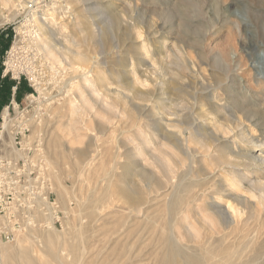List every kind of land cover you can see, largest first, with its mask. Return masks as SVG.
Wrapping results in <instances>:
<instances>
[{
	"label": "rangeland",
	"instance_id": "obj_1",
	"mask_svg": "<svg viewBox=\"0 0 264 264\" xmlns=\"http://www.w3.org/2000/svg\"><path fill=\"white\" fill-rule=\"evenodd\" d=\"M16 1L10 0L4 11L0 10V127L2 130L3 110L7 108L12 133L19 122L23 124L36 116L43 92H56L51 82L53 71L49 72L46 61L26 46L28 35L22 37L19 32L25 11ZM44 1L39 3L46 6L41 14L51 13V4L59 9L53 14L58 45L72 50H67L58 62L65 76H73L76 70L93 63L99 64L103 75L94 81L98 103H92V114L74 113V128L68 130L65 109L59 122L43 128V136L56 130L73 148L68 152L61 145L56 160L61 181L72 195L60 202L51 177L37 172L42 158L33 163L32 169L25 168L28 183L37 192L34 198L46 196L55 205L59 219L52 226L61 232L59 236L51 232L53 242L40 248L36 261L170 264L168 250L161 241L164 231L168 236L175 235L178 245L187 246L191 253L205 254L207 264H221L219 259L232 256L237 241L231 243L232 237L217 236L219 220H202L200 216H206L208 210L195 204L192 213L182 205L183 213L173 222L174 210L167 211L164 201L173 197L179 187L183 195L194 192L196 196L197 189H211L209 185L218 184L249 196L253 188L240 181V174L248 175L256 184L264 183V166L251 173L247 165L228 163L235 158L234 151H246V143L238 137L248 134L254 138L247 144L253 147L251 153L264 155V148L259 146V140H264V0ZM61 12L67 16L62 17ZM77 13L83 16L81 26L72 17ZM67 20L71 22L62 27ZM89 31L95 33L93 44L84 40ZM104 45L109 46L107 51ZM76 51L90 61H68ZM93 55H97V62ZM4 137L10 141L8 132ZM36 144L30 147V156ZM229 144L233 146L229 148ZM208 147L212 155L206 153ZM81 155L85 163L78 173ZM17 160L25 163L21 158ZM208 172L209 177L205 176ZM109 180L129 186L143 201L140 208L144 215L140 212V218L127 219L124 232L118 226L111 233L115 224L123 223L129 207L107 190ZM233 181L242 184L229 186ZM75 196L83 206L80 233L65 224L72 214L63 208L75 207ZM214 196L227 209V197ZM108 197L118 198L113 209L106 205ZM263 200L253 199L255 216H262L254 221H263ZM34 205L37 208L38 202ZM95 206L106 212H100L96 221ZM75 222L79 226L78 218ZM23 232L18 235L21 237ZM190 234L192 239L188 238ZM14 235L10 242L2 238L3 249L16 243ZM262 239L258 242L259 252H264ZM206 250L213 251V257L206 255ZM56 252L61 259L55 258ZM9 256L11 264H18L16 257ZM190 261L197 264L192 258Z\"/></svg>",
	"mask_w": 264,
	"mask_h": 264
},
{
	"label": "bare ground",
	"instance_id": "obj_2",
	"mask_svg": "<svg viewBox=\"0 0 264 264\" xmlns=\"http://www.w3.org/2000/svg\"><path fill=\"white\" fill-rule=\"evenodd\" d=\"M42 1L44 0H35V1L34 0H22L20 2L19 0L16 1L17 5L20 6L23 9V11H25L24 21L19 26V32L22 34V37H25L26 35H28V37H26L27 39L26 46H28L33 51H35L34 55L39 54L41 59L43 61H46V69H48L49 72L53 71L52 78L53 77L54 78L51 82H53L54 87L53 86L52 87L56 89V92H51L52 89L50 91L46 89L48 92H43L41 94L42 99L40 98L41 101H39L38 103V107L36 109V116H32L31 118L25 120L23 124L19 122V126L22 125V128H27V131L25 132L23 139H22L23 146L21 145L22 146L21 148H17L14 144L13 135L11 134L12 131L11 132L9 131L11 121L8 118L7 108H4L2 130L0 131V142L4 146L3 148L5 151L4 155L7 158L11 160L14 158L12 161H15V162L18 158H21L25 161L26 164L24 165L23 170H22L24 174L26 172L25 168L29 166V169H32L33 163L38 162L39 159L42 158L43 162L42 164H40L39 168H37V172L39 174H43L45 176L49 175L51 177V179L53 180L54 188L58 195V199L61 202V199L67 200L72 194H71V191L62 183L61 173H59V171L56 169V160L58 158L57 150L61 149L60 148L61 145L64 146V148L62 149L68 152H72L73 148L70 145H68L67 142L64 140V135L62 133L59 134L56 130L50 132V134L48 135L46 134L43 136V134L45 133L43 128L45 125H49L50 123H53L55 121L59 122L58 119L61 118V112L65 109L68 110L66 114L67 124L65 125L68 130H71L74 128L73 126L74 121H75V119H73L74 113H78L80 114V116H82L83 114L87 112L91 113L92 111H90V107L92 103L93 104L98 103V97L95 92L96 88H95L94 81L96 79H100V78L102 79L103 72L99 64L93 63V64H88L87 66L81 68L79 71L76 70V73H74L73 76H67V77L65 76V74L63 73L61 69V65H58V62L62 61L61 56L67 53L66 52L67 50L68 51H72V50L71 48L67 46L61 47V44L58 45L59 40H57L56 34H55L57 22H55V18L53 17L54 11H56L58 7L52 6L51 4V7H50L51 13L46 11L47 13L41 14L40 10L46 7L44 5L43 6L39 5V3ZM8 2H10V0H0V10L4 11L3 7L6 6L5 4ZM48 9L49 8H47V10ZM61 9L62 8L60 7V10ZM57 10L59 12V9ZM2 11L0 13H3ZM61 13H63L61 14L62 17L67 16L66 12H61ZM15 15L16 13H14V16ZM79 16L80 14L77 13L76 16L73 15L72 17L73 18L75 17L76 20L75 19L74 20L78 23L77 25L81 26L83 20L81 21L80 18L83 16L82 15L81 17ZM69 21L66 23H63L62 27L66 28L68 24L71 22ZM94 36H95L94 31H89L87 35H85L84 37L85 42L87 43L90 42L93 44ZM103 48L106 49L105 51H107L109 46L107 47L106 45H104ZM93 50L95 51V47L93 48ZM93 57L95 58L94 61L97 62L98 61L97 55H93ZM68 61H90V60L83 53L76 51L74 52L72 59ZM98 67H100V69ZM28 130H29V133L27 134ZM190 130L191 131L189 133H192V128ZM5 132L9 133V137H10L9 142L5 140V137H4ZM238 139L241 142L246 143L245 145L246 151L244 153H239L238 151H234L235 158L233 160H230L228 163L233 164V165H240V164L247 165L250 169L249 172L251 173L254 172L255 170H258L256 168L261 169L264 166V155L252 154L251 150L253 149V147L247 145L248 143H251L254 140V138L248 134L247 136L238 137ZM259 141H261L259 146L261 148H264L262 147L264 146L263 145L264 140L260 139ZM35 143L37 144L35 145L34 153L32 156H30L28 154L30 147H32ZM6 146L10 148L7 149ZM231 146L233 145L232 144L228 145L229 148H231ZM206 151H207L206 153H209L212 155L211 153L212 150H209V147L206 149ZM236 158L242 159L243 160L242 163L235 161ZM192 162L193 161L191 160L189 161L190 166ZM84 163H85V158L83 157V155H81V158L79 160V166H77L78 173L81 171ZM251 168H254V169H251ZM22 172H20V175H22ZM124 173L126 175L127 171ZM234 173L239 176L238 171H234ZM207 175L209 177L211 173L208 172L206 173L205 176ZM239 177L242 183L247 184L248 187L253 188V191L257 190L256 193L258 194H256L255 191L253 192L251 190L252 192L251 191H250L251 193L249 192L250 193L249 196H244L238 193V191H234L232 187L228 189L227 188L223 189V187L226 186V184H222V185L218 184L216 186L209 185L211 189H207V188H201L200 190L197 189L196 196L194 192L191 195L187 196V195H183V191H180V187H179L175 195L171 197L170 199L164 201V204L167 207L166 208L167 211L174 210L173 211L174 213L171 217L173 222L177 221V219L180 217V214L183 213L182 205H184L185 207L187 206V208H189L190 211H188V213L193 212L192 206H195V204L196 206H201V205L206 206L208 213L206 214V216H203V217L200 216V218H202V220H205L207 223H209V221L217 222V220H219V224L217 228L218 229L220 228V230L217 236L220 239L232 237L234 240L231 243H234V241L235 242L237 241V245L236 247L234 246L235 248L232 251V256H228L226 259H219L221 260L219 263L221 264L223 263L224 264H227V263L228 264H264V252H259L260 246L258 247L259 239L264 237V216H263L262 222H258V219L254 221L255 217L260 218L262 216L261 214H258V216H255V206L253 205V202H254L253 199L259 198V201L262 202L264 198V183L261 182L260 184H256V182H253V180L246 174H240ZM219 180L220 182H222V180L224 181V179H221V178H219ZM241 182L233 181L232 184H228V185L229 186L234 185L236 187V186H240L242 184ZM128 187L129 186L123 187L121 185H118L114 183V181L112 180L108 181L107 190L111 191L112 193H115L118 196V198H120L122 202L127 204L129 207V212L127 215L124 216L123 223L115 224L112 228L111 233L116 232L117 229H119L118 226H120L121 232H124L123 228L127 224V221H128L127 219L131 217H135V218L139 217L140 212H141V216L144 215V213L141 211V208H140V204L143 203L142 199L139 196H137L133 192V190H131ZM214 195L218 197L221 195L227 197V203H228L227 209H224L221 207V203L219 199L215 198ZM183 196L185 198H183ZM204 196L205 198L203 200ZM75 198H76L75 207L65 206V208H63L65 212L69 211L70 214H72L71 220L68 221L69 219L68 218L65 224L69 226L70 228L77 229V231L80 233L81 231L80 225H82L81 222L83 221L82 220L83 218L81 217V213H82L81 210L83 206L81 204V200L77 196H75ZM75 198L73 200H75ZM118 198L115 199L114 197L113 198L108 197L107 200L105 201L106 205L110 207V209H113L115 205V201L116 200L118 201ZM34 199H35L34 202L36 201L38 202V207L31 209V212H33L34 215H32L33 217H31V219H28V221L30 220L28 223H26L28 225H24V228L18 229L15 231L12 229L14 231V232L12 231V235L13 233L15 234L13 240H16V243L10 247L8 246L9 248L7 247L8 249L6 250L1 247L5 244H3L2 242L3 240L0 239V264H11L9 262V257H10L9 254L12 255V257H16L18 259L19 261L18 264H42L36 261L35 259L36 257L40 255L39 253L41 251L40 248L48 246L49 243L53 242L52 237H51V232H53L54 234L58 236L61 233L60 231L59 233L57 230H55L54 228L55 226H52L54 224L53 221H55V219L57 218L59 219V217L55 215L56 214L55 205L51 203L46 196H40ZM200 200L202 201L199 202ZM261 204H263L262 208L264 209V203H261ZM172 205L174 206L173 208H171ZM36 206H37V203H36ZM96 206H95V209L97 210L96 213L98 214V216L94 219L95 221L99 219V216H101L99 215L100 212H103L101 211L100 207H96ZM103 207H105V204L101 206V208ZM44 208H46L47 212H44L43 210ZM27 209L30 210L29 207H27ZM103 213H106L105 210ZM145 217L146 216H144V218ZM76 218H78L79 226L75 222ZM206 218H208L209 220ZM46 225L48 228L45 229L44 226L46 227ZM211 229L216 234L218 233L216 229L214 228H211ZM69 230H72V229H69ZM21 231H24V232L23 234H21L22 236L20 237L18 234L19 232L21 233ZM127 233L129 234V232ZM161 235H162V239H161L162 245L168 250V253H169L168 255L171 260L169 261L170 264H196V263H192L190 261V258H192L193 262H197V264H201V263L207 264L208 263L206 259L207 256L205 257V254L200 255L199 253H191V250H188L187 246L186 247L179 246L178 245L179 239L175 238V235L168 236V234H166L164 231H162ZM188 238L192 239L193 236H191L190 234ZM262 240L264 241V239ZM5 242H10V240H7ZM83 249H84V245H83L82 250ZM205 252H206V255L208 256L212 255L211 257H213V253H214L213 251L206 250ZM182 256L184 257L190 256V258L186 259ZM59 257H60L59 253L57 254L56 252L55 258L59 260L61 259V257L60 258ZM79 263L81 264L80 260H79Z\"/></svg>",
	"mask_w": 264,
	"mask_h": 264
},
{
	"label": "built area",
	"instance_id": "obj_3",
	"mask_svg": "<svg viewBox=\"0 0 264 264\" xmlns=\"http://www.w3.org/2000/svg\"><path fill=\"white\" fill-rule=\"evenodd\" d=\"M13 130L11 134H13L14 144L21 147L27 128L17 124ZM12 160L4 155L0 142V219H3L0 224V238H4L5 241L13 237V230L22 229L24 225H28L26 224L30 221L28 219L33 217L31 209L34 206V196L37 195V192L31 189L27 175L22 172L25 163L21 160L16 162Z\"/></svg>",
	"mask_w": 264,
	"mask_h": 264
},
{
	"label": "crops",
	"instance_id": "obj_4",
	"mask_svg": "<svg viewBox=\"0 0 264 264\" xmlns=\"http://www.w3.org/2000/svg\"><path fill=\"white\" fill-rule=\"evenodd\" d=\"M0 51H1V48H0ZM5 80V79H4ZM3 80H1V76H0V87H1V83H2ZM6 81V80H5Z\"/></svg>",
	"mask_w": 264,
	"mask_h": 264
}]
</instances>
